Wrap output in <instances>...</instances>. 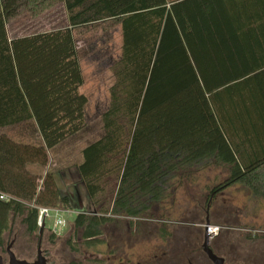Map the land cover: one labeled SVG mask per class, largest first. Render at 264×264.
Returning <instances> with one entry per match:
<instances>
[{
    "label": "trees",
    "instance_id": "trees-1",
    "mask_svg": "<svg viewBox=\"0 0 264 264\" xmlns=\"http://www.w3.org/2000/svg\"><path fill=\"white\" fill-rule=\"evenodd\" d=\"M58 4L66 15L64 27L25 36L8 33L22 14L37 18ZM176 7L168 9L166 0H0V129L33 122L42 140L41 146L29 145L0 136V195L7 197L0 200L1 256L10 245L17 259L30 261V247L20 246V255L14 248L24 238L36 247L37 208L71 210L53 171L39 177L27 167L46 168L48 152L86 127L75 32L118 26L121 45L100 116L102 134L82 149L76 165L94 211L75 215L64 242L72 253L78 251V232L82 243L93 247L103 243L105 225L145 219L167 184L189 178L200 163L229 168L230 178L219 190L239 183L264 197V153L245 160L243 143L233 139L243 133L250 137L256 124L263 130L264 62L247 59L252 70L261 71L229 75V84L220 77L211 87L215 79L201 72L188 41L212 31V21H180ZM225 22L229 33L244 39V50H264V21H214V33H227ZM48 233L53 243L56 236Z\"/></svg>",
    "mask_w": 264,
    "mask_h": 264
},
{
    "label": "rangeland",
    "instance_id": "rangeland-1",
    "mask_svg": "<svg viewBox=\"0 0 264 264\" xmlns=\"http://www.w3.org/2000/svg\"><path fill=\"white\" fill-rule=\"evenodd\" d=\"M66 23L63 5L58 4L37 18L32 19L27 14H22L7 29L11 35L25 36L59 29ZM74 40L83 78L80 93L87 98L86 127L51 153L54 159L50 167L54 170L75 163L78 160V149L101 136L100 116L107 108L108 90L113 82L111 67L120 54L121 36L118 26L106 32H75ZM25 129L31 131L29 126ZM16 131L18 129H13V126L0 129V133H5L14 140ZM219 186L217 181L214 182V169L192 171L187 179L175 178L167 184L159 203L153 204L146 212L145 219L138 220L133 225L119 219L116 223L102 227V244L87 247L82 243L78 232L76 253H72L64 243L73 230L74 214L62 210L64 229L60 235H55L53 243L47 240L53 216L50 215L45 220L40 244L42 255L47 264H93L94 260L102 261L101 264H158L159 261L165 264L164 261L173 262L171 258L176 262L178 254L173 257V250L183 249L179 238L192 229L201 230V235L192 234L197 242L200 235V243L198 242L196 249L199 250L203 244L207 220L210 225L219 227V238H214V249L226 256V264H264V201L249 200L242 187L231 186L220 190L213 197L206 213L205 197L211 189ZM89 211L93 213L90 206L84 212ZM15 229H18L17 225ZM161 229L166 231L168 239L162 237ZM36 243L35 247L26 238L19 239L14 250L20 255V246L30 247L32 261L36 257L38 242ZM217 245L223 248L217 249ZM2 257L6 264L7 255Z\"/></svg>",
    "mask_w": 264,
    "mask_h": 264
},
{
    "label": "crops",
    "instance_id": "crops-1",
    "mask_svg": "<svg viewBox=\"0 0 264 264\" xmlns=\"http://www.w3.org/2000/svg\"><path fill=\"white\" fill-rule=\"evenodd\" d=\"M166 1L168 9L171 5L177 4L175 10L180 21H212V31L210 30L209 33H195L188 41V49L191 51V55L197 58L201 63L199 66L201 72L213 75L215 80L211 81V87H214L215 82L220 77L225 79L226 83L229 84V75L236 73L254 74L256 71H261L258 69L252 70L250 62L247 59H262V62H264V50H244L243 45L241 44V40L244 39H239V37L234 33H229L228 31L230 26L227 22H225V29L227 33H214V21H264V0ZM243 125L245 128H251L252 123L245 122ZM26 126L31 128L30 132L26 131ZM262 128L263 130L261 129V125L258 127L256 124V129H251L249 131L250 137L248 134L244 133L242 135L233 136L235 143L239 145L243 143V150L241 146H239V149L245 160L254 159L256 155L264 153V123H262ZM13 129H18V131L14 132L16 134L13 135V137H16L15 140L10 138L5 133H0V136L4 135L17 143L42 145L41 137L33 122H26L13 126ZM249 138L251 139L250 148H248V143L250 144V142H248ZM87 145L88 144H85L78 149V160L75 163L69 164L59 170H54L50 167L51 162L54 159V156L52 157L51 153L59 146L48 152L49 162L46 168H41L37 165H29L27 167L28 171L38 175L39 177H41L47 170L54 172L53 177L55 185L60 195L68 199L71 207V210L68 212L73 213L74 217L77 213H92V211L84 212L85 210L87 211L89 206L94 211L85 188L80 181L76 168V165L81 161L80 153ZM193 168H197L199 171L203 169H214V182L217 181L218 185L224 184L230 178L229 168L223 167L222 165H204V163H200L198 165H194ZM233 186L242 187L245 195L249 196V200L264 201V197L252 194L244 184L233 183ZM58 212L59 215L51 214L53 216V223L56 216L62 218V213H64V211L60 209Z\"/></svg>",
    "mask_w": 264,
    "mask_h": 264
},
{
    "label": "flooded vegetation",
    "instance_id": "flooded-vegetation-1",
    "mask_svg": "<svg viewBox=\"0 0 264 264\" xmlns=\"http://www.w3.org/2000/svg\"><path fill=\"white\" fill-rule=\"evenodd\" d=\"M218 188V189H217ZM217 188H213L209 191L208 195L205 197V210L206 213L209 211L210 209V203L213 199V197L220 192L219 187ZM164 230V229H161ZM165 231V230H164ZM188 231V230H187ZM166 232V231H165ZM201 230H197V229H192L188 232H186V235L184 237H180L179 238V243L182 244L183 249L182 250H173L174 254H172V256L174 257L175 254H178V257L176 258V262L174 258H171L173 262L170 263L169 261H164L165 264H212V262L208 259L207 255L204 253L203 251V244H204V238L206 236L207 239V243H208V248L213 252L214 255H216L217 257L223 259V264H226V256L224 254H220L218 252H216V250L214 249V238H219V233H217L214 236H209L205 233L203 234V244H201V246L198 249V242L200 243V235H201ZM192 234H200L198 237V242H197V238H193ZM206 234V235H205ZM165 239H168V236L164 237ZM193 246V249H192ZM223 248L222 246L217 245V249H221ZM191 249V250H189ZM196 250V251H195ZM170 256V255H169ZM205 258V259H204ZM158 264H163V262H160Z\"/></svg>",
    "mask_w": 264,
    "mask_h": 264
},
{
    "label": "water",
    "instance_id": "water-1",
    "mask_svg": "<svg viewBox=\"0 0 264 264\" xmlns=\"http://www.w3.org/2000/svg\"><path fill=\"white\" fill-rule=\"evenodd\" d=\"M209 222L206 220L205 226L207 227ZM44 229V225L42 224L40 227H38V246L36 249V257L32 261H26V260H19L15 257L14 253L10 250V245L6 249V255H7V263L6 264H47L46 259L42 255L41 249H40V241L42 238V232ZM206 235V234H205ZM208 243L206 236L204 238V244H203V251L207 255L208 259L212 262V264H223V259L217 257L213 254V252L208 248ZM0 264H5L3 257L0 255Z\"/></svg>",
    "mask_w": 264,
    "mask_h": 264
},
{
    "label": "built area",
    "instance_id": "built-area-1",
    "mask_svg": "<svg viewBox=\"0 0 264 264\" xmlns=\"http://www.w3.org/2000/svg\"><path fill=\"white\" fill-rule=\"evenodd\" d=\"M1 201H6L7 197L4 195H0ZM37 211V226L40 227L42 224L45 227V220L51 215H59L58 210H51L48 208L40 207L36 209ZM64 229V223L61 218L57 217L55 218V221L52 225V227L49 229L53 234L60 235L61 231ZM219 230V227L214 225H208L207 227L204 226V231L209 236H214L217 234Z\"/></svg>",
    "mask_w": 264,
    "mask_h": 264
}]
</instances>
